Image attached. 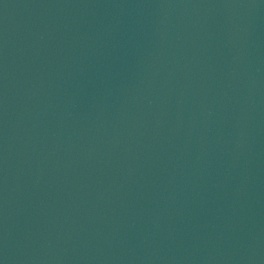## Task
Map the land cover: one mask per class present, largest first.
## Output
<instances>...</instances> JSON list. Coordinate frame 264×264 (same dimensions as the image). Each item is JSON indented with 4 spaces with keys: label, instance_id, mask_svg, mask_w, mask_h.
Returning a JSON list of instances; mask_svg holds the SVG:
<instances>
[{
    "label": "water",
    "instance_id": "water-1",
    "mask_svg": "<svg viewBox=\"0 0 264 264\" xmlns=\"http://www.w3.org/2000/svg\"><path fill=\"white\" fill-rule=\"evenodd\" d=\"M0 264H264V0H0Z\"/></svg>",
    "mask_w": 264,
    "mask_h": 264
}]
</instances>
